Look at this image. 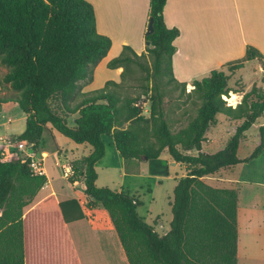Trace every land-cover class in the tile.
<instances>
[{
    "label": "trees",
    "instance_id": "trees-1",
    "mask_svg": "<svg viewBox=\"0 0 264 264\" xmlns=\"http://www.w3.org/2000/svg\"><path fill=\"white\" fill-rule=\"evenodd\" d=\"M166 3L150 0L149 20L154 18L155 30L145 33V39L150 42L147 52L154 57L151 74L150 67L139 62L145 53L138 54L129 45L108 63L111 68L124 67L121 79L134 62L148 71L146 79L152 76V84L133 96L120 91L115 80L82 92L112 45L109 36L99 33L90 1L0 0V65L7 68L0 71V110L3 103L19 104L26 125L15 139L26 140L34 151L49 126L92 147L87 156L73 161L68 180L76 184L81 172L85 193L108 211L129 264H238L239 189L212 185L205 177L249 162L264 151L261 125L254 150L239 155L246 132L264 116V90L254 85L236 106L228 104L224 96L231 90L230 75L213 69L194 79V88L187 93L188 82H180L173 72L180 30L167 26ZM255 59L264 68V55L249 45L245 56L227 67L235 72ZM161 73L165 80L158 78ZM165 84L180 87L187 95L189 104L181 109L188 120L178 128L182 121L168 114L166 96L173 91ZM10 88L13 91L6 92ZM143 94L150 100L149 115L140 102ZM52 100L58 101V109ZM74 114L75 125H70L68 117ZM221 114L235 121L236 128L222 148L209 151L207 134ZM104 136L113 138L127 168L137 160L159 164L165 152L184 166L186 173L174 188L171 228L164 235L139 214L143 201L137 195L97 185L96 165L106 154ZM32 164V157L6 158L0 148V264H79L67 224L85 217L81 204L76 198L58 201L54 195L32 204L48 180ZM160 171L150 168L152 174Z\"/></svg>",
    "mask_w": 264,
    "mask_h": 264
},
{
    "label": "rangeland",
    "instance_id": "rangeland-1",
    "mask_svg": "<svg viewBox=\"0 0 264 264\" xmlns=\"http://www.w3.org/2000/svg\"><path fill=\"white\" fill-rule=\"evenodd\" d=\"M143 53L145 54L143 57L139 58V62L148 65L151 69V74L154 57L149 52ZM120 54L111 56L110 60ZM140 63H132L131 71H125L123 78L120 81V86H118V89L124 94L138 96L143 93L145 85L152 84V76L149 80L146 79L148 71L144 70V67L141 66ZM107 65L101 66V68L97 70L96 76L94 74L96 85L103 83L106 76L105 72L108 69L117 68H111ZM6 69L7 68L4 65H0L1 73H4ZM226 70V73L230 75L229 86L231 88L229 95L224 96V99L228 104H231L229 99L233 97V93L234 95L237 93L235 92L236 90H240V92L244 93L251 90L254 85L264 90V68L259 61L254 63L248 61L244 68L235 72H231L228 68ZM111 74H113L112 71ZM158 78L165 80L162 73ZM107 81L108 80H106V82ZM105 84L101 87H104ZM164 87L168 91H173L172 95L166 96V102H168L167 108L169 116L172 115L175 119H180L182 121L176 125V128H178L188 120L187 117L182 115L181 109L185 104H189L187 95L182 94L181 88L173 84H165ZM193 88L194 86L192 83L188 84L186 92H191ZM12 91L13 90L10 88L6 92L10 93ZM178 96H180V98L176 99ZM140 102L146 107L145 114L149 115L150 100L148 97L143 94ZM14 104L15 105H8L4 111L1 121L9 120L10 123L7 125L8 127L0 124V132L5 133V131H16L23 124L24 121L22 116L24 115V112L17 102ZM51 104L54 108L58 109L57 100H52ZM233 105H237L236 100ZM76 116L77 114L71 115L68 117V120L73 122ZM261 125H264V116L257 121L256 125L254 124V126L247 131V136L244 141L241 142L239 148L240 157L249 155L259 143ZM235 128V121H230L223 114L219 115L218 125L211 129L207 134L208 141L205 144L206 149L209 151H217L222 148L228 138L234 133ZM108 137L109 136H105V142L107 144L106 157L97 167L100 173L98 184L117 188L119 187V183H122V185L129 187L130 190H126L131 191L132 194L137 195L143 201V205L138 208L139 214L143 216L147 222L154 224L157 231L161 235H164L171 228V221L173 218L171 203L174 198L175 180H178L186 173L184 166L180 164L173 165L168 153L165 152L161 156V163L158 164L149 160H137L136 164L138 167H136V171L140 173L124 174L123 169H119L117 164L112 162L116 147L113 142L112 145H110ZM43 140L46 141L45 151L47 153L46 155L41 153L43 160L38 158L34 159L32 168L37 169L38 166H43L50 177V184L47 189L41 191L37 199L41 196H45L49 191H51L56 198L61 199L63 194L69 193L72 190L68 181L65 179L61 164L72 161L64 158L62 152H60L62 158L59 160L56 149L58 146L65 147L69 151L67 154L68 158H70V150L75 148L74 146L78 143L58 130H54V134L45 131ZM5 156L6 158L13 157V155L11 156L8 153H6ZM23 157L27 156L24 155ZM59 161H61L60 164ZM141 164L144 165L147 170L143 169L141 171ZM166 166L168 168L167 171L164 170L166 169ZM151 167H154L157 170L162 169V171H160L159 174H152L150 173ZM110 168L111 170H109ZM229 168L231 167L221 169L219 172L205 177V180L218 187L239 188L241 206L254 218L253 222L250 221L249 217L246 219L243 216L240 207L238 242L239 264H264V222L261 227H258V224L256 225L258 221L261 220L262 222V220H264V153L250 162L240 163L239 165L234 166L231 169V172L229 171ZM231 177L234 181L240 182V184H234ZM34 203L35 201L33 200L32 204ZM101 208L105 210L102 205ZM94 222L101 223L102 225H92L88 221H85L82 224L74 222L67 225L76 249L79 264H129L124 258L125 254L121 251L122 246L115 229L113 230L109 228L98 212L94 218ZM249 258H253L254 262L250 261Z\"/></svg>",
    "mask_w": 264,
    "mask_h": 264
},
{
    "label": "crops",
    "instance_id": "crops-1",
    "mask_svg": "<svg viewBox=\"0 0 264 264\" xmlns=\"http://www.w3.org/2000/svg\"><path fill=\"white\" fill-rule=\"evenodd\" d=\"M88 1H90L94 5L97 19V29L99 33L109 36L112 39V45L108 54L95 67L93 80L83 85L82 92L90 91L94 88L96 89L97 87L100 88L105 84L106 80L109 79H115V81L118 82L121 81L123 67H117L115 69L106 68L108 69L105 72L107 77L105 76V80L100 85L95 84L96 80L94 81V74L96 76L97 70L101 68V66H106L108 64L111 56L120 54L125 45L131 46L138 54L147 52L145 33L149 22L150 11V0ZM164 18L168 27H177L180 30V35L175 39L177 51L173 55L174 76L180 82H188V84H191L194 79H201L204 76L209 75L213 69H224L225 71H227L226 69L228 68V63L245 56L247 47L249 45L254 46L264 55V0H167V3L164 7ZM249 62L254 63L258 62V60L255 59ZM111 71L113 72V74H111ZM235 95V100L238 104L242 100L244 93L237 92L235 93ZM14 103L15 101H10L1 105V125H9V120L1 121V118L3 117V113L8 105H15ZM22 118L24 122L18 130L12 132L5 131V133L0 132V148L3 150L4 154L8 153L11 156L13 155L23 157L24 155H26L27 157H32L33 160L36 158L43 160V156H41V153L43 155H46L47 153L45 151L46 141L43 140L45 132L43 133L40 146L37 151H34L32 149V145L28 142L23 149H19L15 145L16 142L21 141L15 139V137L18 134L22 133L25 129V113ZM69 122L71 123H69L70 125H75V121L71 122L69 120ZM54 130L56 129L49 126L46 131L54 134ZM108 138L110 141V145H112V142L114 144L113 138L111 136H109ZM74 147L75 148L70 150L71 157L68 158L67 152L69 151L65 147L58 146L56 152L59 160L62 158L60 153L62 152L64 158L71 160V163L73 164V161L81 160L92 150V147L86 143H78ZM263 153L264 151L261 154ZM106 154L96 165V169L98 172L96 183L101 187L102 185L98 184L100 173L97 167L103 162ZM112 162L114 164H117L119 169L122 168L124 174L140 173L136 171V167H138L136 161L129 162L127 168L126 160L121 156L117 148L114 151ZM59 163H61V161H59ZM236 165L230 166L231 168H229V171L231 172V169ZM42 168V172L47 175L48 180L45 186L36 195L34 204L40 202L49 195H54L51 193V191H49L48 194L37 199L41 191L47 189L50 184V177L48 176V172L43 166ZM143 169L147 170V168L141 164L140 170L142 171ZM109 170H111V168ZM78 175L80 179L76 184H72L68 180V178L65 177L72 190L69 193L63 194L61 199L56 198L58 201H64L71 198H76L79 200L85 217L72 221L70 223L75 222L82 224L83 222L88 221L92 225L96 224L97 226H101V223L94 222V218L98 212L100 213L104 223L107 224L109 228L114 230L115 227L108 211L106 209L103 210L100 203L93 204L91 202L92 198L85 193L83 175L81 174V172H79ZM175 181L177 183V180ZM232 181L234 182V184H240V182H236L233 179ZM117 188L118 190H130L129 187L122 185V183H119V187ZM129 192L132 194L131 191ZM239 203L240 206L238 207V222L240 207L242 209L243 216L246 219L249 217L250 221L253 222L254 218L252 217V215H249L245 211V209L241 206L240 200ZM263 222L264 220H262V222L260 220L256 223V225L258 224V227H261ZM69 237L73 244L70 233ZM121 251L123 252V254H125V260L128 261L123 246L121 248ZM253 258H249V260L253 261Z\"/></svg>",
    "mask_w": 264,
    "mask_h": 264
},
{
    "label": "built area",
    "instance_id": "built-area-1",
    "mask_svg": "<svg viewBox=\"0 0 264 264\" xmlns=\"http://www.w3.org/2000/svg\"><path fill=\"white\" fill-rule=\"evenodd\" d=\"M19 149H23L27 145V141H19L15 144ZM60 164V163H59ZM61 168L63 169V174L65 177H69L73 172V164L71 162H64L61 164ZM34 171L38 173H43L42 166H38L37 169H34Z\"/></svg>",
    "mask_w": 264,
    "mask_h": 264
},
{
    "label": "water",
    "instance_id": "water-1",
    "mask_svg": "<svg viewBox=\"0 0 264 264\" xmlns=\"http://www.w3.org/2000/svg\"><path fill=\"white\" fill-rule=\"evenodd\" d=\"M154 30H155V28H154V18L151 17L150 20H149V22H148V26H147L146 33H147V34H151V33L154 32ZM146 42H147V44H150L149 41H146ZM172 163H173V164H177L176 161H173ZM90 197L93 198L92 196H90Z\"/></svg>",
    "mask_w": 264,
    "mask_h": 264
},
{
    "label": "bare ground",
    "instance_id": "bare-ground-1",
    "mask_svg": "<svg viewBox=\"0 0 264 264\" xmlns=\"http://www.w3.org/2000/svg\"><path fill=\"white\" fill-rule=\"evenodd\" d=\"M232 97V96H230ZM236 95L233 94V97L230 100L231 104L233 105L235 103Z\"/></svg>",
    "mask_w": 264,
    "mask_h": 264
}]
</instances>
